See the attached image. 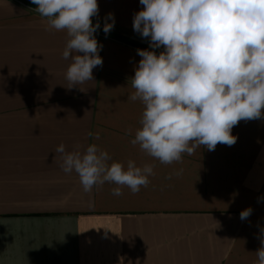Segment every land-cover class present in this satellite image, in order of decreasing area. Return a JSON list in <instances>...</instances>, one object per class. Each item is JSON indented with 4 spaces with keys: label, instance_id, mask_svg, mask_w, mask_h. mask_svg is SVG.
I'll return each mask as SVG.
<instances>
[{
    "label": "crops",
    "instance_id": "1",
    "mask_svg": "<svg viewBox=\"0 0 264 264\" xmlns=\"http://www.w3.org/2000/svg\"><path fill=\"white\" fill-rule=\"evenodd\" d=\"M98 4L101 25L111 12L113 29L148 42L133 30L139 0ZM46 28L35 7L0 0V264H256L264 118L233 127V146L161 164L130 143L143 105L128 96L145 48L96 32L103 64L68 89L66 32ZM60 144L67 152L96 144L125 168L129 159L154 165L155 175L135 194L123 187L115 196L107 182L85 192L62 170Z\"/></svg>",
    "mask_w": 264,
    "mask_h": 264
},
{
    "label": "clouds",
    "instance_id": "2",
    "mask_svg": "<svg viewBox=\"0 0 264 264\" xmlns=\"http://www.w3.org/2000/svg\"><path fill=\"white\" fill-rule=\"evenodd\" d=\"M139 2L143 8L133 15V30L148 40L149 48L136 50L141 59L128 99L139 101L143 111L130 143L164 165L180 163L183 154L193 155L200 147L214 151L218 144L233 146V127L264 118V0ZM31 3L46 18V30L66 32L62 57L71 61L66 87L94 80L93 69L103 64V45L95 36L101 27L98 0ZM114 25L109 12L103 24L106 36ZM159 48L163 50L157 54ZM55 151L61 154L62 170L75 172L85 192L107 182L116 185L111 190L115 196L123 195V187L135 194L155 175L154 165L137 166L129 159L125 168L96 144L83 152H67L60 144ZM252 211L245 208L240 219H248ZM257 239L256 264H264V228Z\"/></svg>",
    "mask_w": 264,
    "mask_h": 264
},
{
    "label": "trees",
    "instance_id": "3",
    "mask_svg": "<svg viewBox=\"0 0 264 264\" xmlns=\"http://www.w3.org/2000/svg\"><path fill=\"white\" fill-rule=\"evenodd\" d=\"M20 1H22V2H24V3H26V4H28V5L33 6V7L36 8V6L33 5V4L31 3V0H20ZM97 32H99V33L105 35V33H104V31H103V28H100ZM107 35H108V36H111V37H115V38L118 39L119 41H122V42H125V43H128V44H132V45H135V46H139V47H141V48H145V49L149 48L148 45H145V44H143V43L140 42V41L133 40V39L127 38V37H125V36L115 34V33H113V32H110V33L107 34ZM160 51H161V50L156 49V52H157V53H159Z\"/></svg>",
    "mask_w": 264,
    "mask_h": 264
},
{
    "label": "water",
    "instance_id": "4",
    "mask_svg": "<svg viewBox=\"0 0 264 264\" xmlns=\"http://www.w3.org/2000/svg\"><path fill=\"white\" fill-rule=\"evenodd\" d=\"M93 23L95 24L96 22H93ZM100 25H101V24H100ZM101 28H103V25H101ZM110 32H113V33L118 34V35L125 36V37L130 38V39H133V40L140 41V42H142L143 44L149 46V42L144 41V40H140V39H138V38H136V37H134V36H132V35H129V34L123 33V32H121V31H119V30L112 29ZM158 50H161V51H162L163 49H162V48H159Z\"/></svg>",
    "mask_w": 264,
    "mask_h": 264
},
{
    "label": "rangeland",
    "instance_id": "5",
    "mask_svg": "<svg viewBox=\"0 0 264 264\" xmlns=\"http://www.w3.org/2000/svg\"><path fill=\"white\" fill-rule=\"evenodd\" d=\"M101 28V27H100Z\"/></svg>",
    "mask_w": 264,
    "mask_h": 264
}]
</instances>
